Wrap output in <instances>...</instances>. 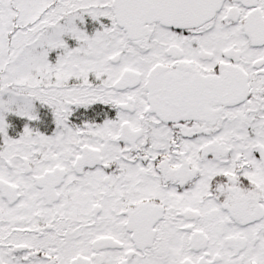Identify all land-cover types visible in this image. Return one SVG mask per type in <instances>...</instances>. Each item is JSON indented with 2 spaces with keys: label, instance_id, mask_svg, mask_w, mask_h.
<instances>
[{
  "label": "snow or ice",
  "instance_id": "snow-or-ice-1",
  "mask_svg": "<svg viewBox=\"0 0 264 264\" xmlns=\"http://www.w3.org/2000/svg\"><path fill=\"white\" fill-rule=\"evenodd\" d=\"M0 264H264V0H0Z\"/></svg>",
  "mask_w": 264,
  "mask_h": 264
}]
</instances>
